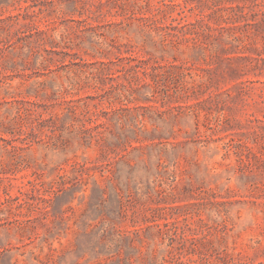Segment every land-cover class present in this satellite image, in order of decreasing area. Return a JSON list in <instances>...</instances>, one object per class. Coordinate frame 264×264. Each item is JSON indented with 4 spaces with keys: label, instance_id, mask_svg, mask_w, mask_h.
Listing matches in <instances>:
<instances>
[{
    "label": "rangeland",
    "instance_id": "374dc122",
    "mask_svg": "<svg viewBox=\"0 0 264 264\" xmlns=\"http://www.w3.org/2000/svg\"><path fill=\"white\" fill-rule=\"evenodd\" d=\"M0 264H264V0H0Z\"/></svg>",
    "mask_w": 264,
    "mask_h": 264
},
{
    "label": "trees",
    "instance_id": "16d2710c",
    "mask_svg": "<svg viewBox=\"0 0 264 264\" xmlns=\"http://www.w3.org/2000/svg\"><path fill=\"white\" fill-rule=\"evenodd\" d=\"M162 29V28H161ZM176 30V28H175ZM177 31H179V29H177ZM167 33H170V32H167ZM171 36H177V33H174V34H170Z\"/></svg>",
    "mask_w": 264,
    "mask_h": 264
}]
</instances>
